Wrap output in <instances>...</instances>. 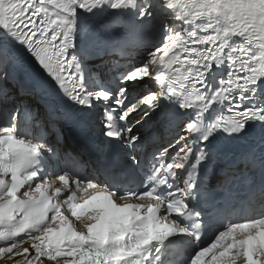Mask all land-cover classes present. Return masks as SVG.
I'll use <instances>...</instances> for the list:
<instances>
[{
    "label": "snow or ice",
    "instance_id": "1",
    "mask_svg": "<svg viewBox=\"0 0 264 264\" xmlns=\"http://www.w3.org/2000/svg\"><path fill=\"white\" fill-rule=\"evenodd\" d=\"M240 144L260 181L219 198ZM0 261L264 264V0H0Z\"/></svg>",
    "mask_w": 264,
    "mask_h": 264
},
{
    "label": "bare ground",
    "instance_id": "2",
    "mask_svg": "<svg viewBox=\"0 0 264 264\" xmlns=\"http://www.w3.org/2000/svg\"><path fill=\"white\" fill-rule=\"evenodd\" d=\"M116 58H118L119 59V56H117ZM132 115H135V113H133ZM143 122V121H142ZM137 127H139V125H137ZM142 132H143V134L146 136V137H148L149 135H150V133H148L149 131H148V129H142ZM147 133V134H146ZM0 264H4V261H0Z\"/></svg>",
    "mask_w": 264,
    "mask_h": 264
}]
</instances>
